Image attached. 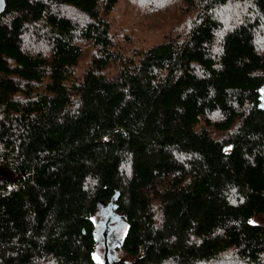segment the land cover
<instances>
[{
	"label": "trees",
	"instance_id": "obj_1",
	"mask_svg": "<svg viewBox=\"0 0 264 264\" xmlns=\"http://www.w3.org/2000/svg\"><path fill=\"white\" fill-rule=\"evenodd\" d=\"M0 169V264H264V0H5Z\"/></svg>",
	"mask_w": 264,
	"mask_h": 264
},
{
	"label": "rangeland",
	"instance_id": "obj_2",
	"mask_svg": "<svg viewBox=\"0 0 264 264\" xmlns=\"http://www.w3.org/2000/svg\"><path fill=\"white\" fill-rule=\"evenodd\" d=\"M97 239H98V241H101V242L103 240L101 235L97 236ZM103 251H104V248H103L102 244L100 242H98V244L96 246V257L99 259H102ZM123 257H124V253L121 250H118L115 253V255L112 256V259L117 261L119 259H122Z\"/></svg>",
	"mask_w": 264,
	"mask_h": 264
},
{
	"label": "water",
	"instance_id": "obj_3",
	"mask_svg": "<svg viewBox=\"0 0 264 264\" xmlns=\"http://www.w3.org/2000/svg\"><path fill=\"white\" fill-rule=\"evenodd\" d=\"M4 7H5V0H0V13L4 10ZM2 174H3V171L0 169V175ZM106 208H107V213H106V219L104 220L105 223L107 221H110L111 219L115 220L116 218H118L117 215L112 214L113 211H112V206L110 204H108Z\"/></svg>",
	"mask_w": 264,
	"mask_h": 264
}]
</instances>
